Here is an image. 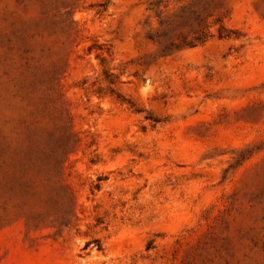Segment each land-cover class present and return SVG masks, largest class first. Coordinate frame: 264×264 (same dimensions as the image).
I'll use <instances>...</instances> for the list:
<instances>
[{
  "label": "rangeland",
  "instance_id": "rangeland-1",
  "mask_svg": "<svg viewBox=\"0 0 264 264\" xmlns=\"http://www.w3.org/2000/svg\"><path fill=\"white\" fill-rule=\"evenodd\" d=\"M0 264H264V0H0Z\"/></svg>",
  "mask_w": 264,
  "mask_h": 264
}]
</instances>
